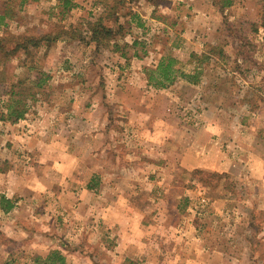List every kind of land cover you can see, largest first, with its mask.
Segmentation results:
<instances>
[{
    "label": "rangeland",
    "instance_id": "1",
    "mask_svg": "<svg viewBox=\"0 0 264 264\" xmlns=\"http://www.w3.org/2000/svg\"><path fill=\"white\" fill-rule=\"evenodd\" d=\"M230 1L0 0V264H264V0ZM167 55L197 76L156 87Z\"/></svg>",
    "mask_w": 264,
    "mask_h": 264
},
{
    "label": "trees",
    "instance_id": "2",
    "mask_svg": "<svg viewBox=\"0 0 264 264\" xmlns=\"http://www.w3.org/2000/svg\"><path fill=\"white\" fill-rule=\"evenodd\" d=\"M122 1V0H121ZM117 2V0H116ZM62 4L63 12H66L70 8L73 7V0H60ZM227 4H230L231 1L227 0ZM109 11V10H108ZM112 11V9H110ZM264 15L262 16V18ZM6 18V14H0V24H4V20ZM103 16H100L90 27V38L91 42L96 44V47L99 48L101 45L109 46L111 42L114 43L115 46L118 47L117 42L115 41V37L117 35V31L114 30L112 26L105 24ZM264 19V18H263ZM130 22V21H129ZM127 23V22H126ZM264 23V22H263ZM117 30L123 29L122 24H118ZM2 39H0L1 41ZM40 39L34 37H26L24 38V42L18 43L14 50L18 47H23L24 50H28L30 45L38 46ZM138 42H133L136 45ZM206 58V55L203 54L202 58L198 59V62H202ZM183 77H194L197 76V73L185 74L181 68V62L174 56H163L158 61L156 68L151 70L149 74V81L153 83L156 87L165 88L172 82H174L177 76ZM50 76L45 72L39 71L37 75L32 78V82L30 83V88H26L24 90L15 91L14 88L10 91L9 101L6 104L7 112L4 115L7 119H10L11 122H17L18 120L24 118L25 114L28 111V107L23 97H25L28 93L31 95V98L34 99L35 91L42 89ZM20 84H22L20 82ZM15 87V86H14ZM28 92H27V91ZM4 171L0 168V172ZM91 187V186H90ZM1 208L4 212L10 211L14 207V201L6 196H1L0 198ZM36 264H66V257L62 252L58 249L50 251L45 257H37L35 259Z\"/></svg>",
    "mask_w": 264,
    "mask_h": 264
},
{
    "label": "crops",
    "instance_id": "3",
    "mask_svg": "<svg viewBox=\"0 0 264 264\" xmlns=\"http://www.w3.org/2000/svg\"><path fill=\"white\" fill-rule=\"evenodd\" d=\"M172 134H173V131H172ZM171 134V135H172ZM207 166V165H206ZM208 167H210V166H208ZM192 168H194V166L192 165ZM213 168H215V169H217V170H220L221 168H220V164L219 165H217V166H213ZM89 186H93V185H87V186H84V184H80L79 185V192H80V197L78 198L79 199V201H80V203H79V209H82L84 206L86 207L87 206V204H90L89 203V197H94L93 196V194H92V192L91 193H89V192H86V189H91V187H89ZM89 187V188H88ZM112 187V185L110 186V188ZM112 188H114V187H112ZM95 190V192L97 191H99L98 189H94ZM77 192V191H76ZM95 199V198H94ZM95 202H97V200L95 199Z\"/></svg>",
    "mask_w": 264,
    "mask_h": 264
}]
</instances>
